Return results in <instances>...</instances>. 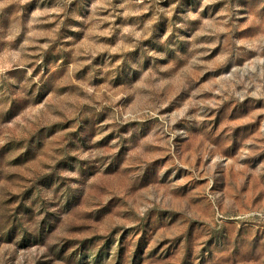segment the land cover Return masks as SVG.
<instances>
[{
  "label": "rangeland",
  "instance_id": "obj_1",
  "mask_svg": "<svg viewBox=\"0 0 264 264\" xmlns=\"http://www.w3.org/2000/svg\"><path fill=\"white\" fill-rule=\"evenodd\" d=\"M0 264H264V0H0Z\"/></svg>",
  "mask_w": 264,
  "mask_h": 264
}]
</instances>
